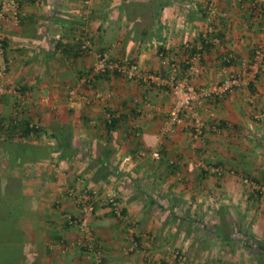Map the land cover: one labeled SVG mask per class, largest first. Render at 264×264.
<instances>
[{
    "label": "crops",
    "instance_id": "0c3cea01",
    "mask_svg": "<svg viewBox=\"0 0 264 264\" xmlns=\"http://www.w3.org/2000/svg\"><path fill=\"white\" fill-rule=\"evenodd\" d=\"M19 3L18 21L1 24L8 69L0 85L11 91L0 95V264H96L66 223V215H79L71 188L97 196L90 226L103 264H172L174 251L182 264L208 256L215 264H264V251L233 242L227 224L239 202L248 209L253 201L241 178L264 185V121L253 119L264 112V72L231 98L206 101L201 115L219 130L193 143L185 121L162 135L168 94L116 74L92 78L94 57L76 39L86 35L95 51L155 74L165 62H183L190 45L201 53L200 74L191 79L200 88L239 73L236 63H222L225 52L248 59L257 44L264 51V18L250 4L220 0L216 47L202 41L206 0H96L88 9L80 0ZM74 87L91 100L80 109L67 99ZM26 126L40 132L26 137ZM152 150L159 159L141 156ZM212 166L223 174L204 171ZM105 195L117 198L123 219L103 204ZM246 213L239 215L261 218ZM250 226L245 234L263 245L264 220ZM128 237L137 247L125 256Z\"/></svg>",
    "mask_w": 264,
    "mask_h": 264
},
{
    "label": "built area",
    "instance_id": "2783aa9c",
    "mask_svg": "<svg viewBox=\"0 0 264 264\" xmlns=\"http://www.w3.org/2000/svg\"><path fill=\"white\" fill-rule=\"evenodd\" d=\"M85 9L91 7L92 3L96 0H80ZM220 0H206V27L202 33V41L205 45L220 46L221 42L216 35V28L214 20L217 15V5ZM240 7L251 6L254 11V16L258 19L264 18V0H232ZM19 0H0V79L6 77L8 64L5 59V35L1 24L4 22H17ZM79 50L87 55H93L94 63L91 67V77L100 76L103 74H118L119 77L136 81L144 84L146 87H152L156 90L167 93L172 98V106L167 112V119L164 122L161 133L163 136H170L175 126L181 121H185V126L190 133L191 141L195 143L205 132L210 130L218 132L219 124L214 123L210 126L201 115V108L204 103L209 100L225 101L239 91L242 86H247L249 82L257 79L264 72V51L261 44H257L251 51L248 59H238L232 52H225L222 55V63L232 64L236 63L239 67V73H228L219 81L210 84L208 87L195 88L191 83V79L197 78L200 74L199 63L201 61V53L199 51H191L190 45H186L188 50L186 58L183 62H165L166 70L159 74L144 72L139 66L130 61L111 60L106 51H95L92 41L86 35L77 36ZM81 83H86V79H82ZM8 85H0V95H4L11 91ZM100 99V93L95 96ZM68 102L74 108H82L91 102L90 97L80 91L79 87L70 88L67 91ZM264 118V113L255 115V120ZM33 129L38 127L33 126ZM139 133H136L138 136ZM149 155L152 159L157 160L160 158L159 150H152L149 153L142 152L141 156L146 157ZM204 171L214 176H221L223 169L221 167H206ZM243 182L251 186L252 190L264 196V188L253 182H249L247 178ZM67 196L70 197L74 204L78 207L79 215L72 216L66 215V223L68 226L78 229L80 236L76 241L79 248H84L85 254H94L97 256L96 264H103L98 253L95 251V238L91 230L90 220L94 214V206L97 202L96 194L88 189L81 188L69 189ZM102 202L108 207L109 211L119 219H123V209L114 195H105ZM128 245L123 249V255H129L137 247L135 238H127ZM172 264H182V256L175 252ZM204 264H215L212 261L205 262Z\"/></svg>",
    "mask_w": 264,
    "mask_h": 264
},
{
    "label": "rangeland",
    "instance_id": "374dc122",
    "mask_svg": "<svg viewBox=\"0 0 264 264\" xmlns=\"http://www.w3.org/2000/svg\"><path fill=\"white\" fill-rule=\"evenodd\" d=\"M147 88L156 90V89H154L152 87H147ZM160 92H162V91H160ZM261 113H264V112L255 113V115H259ZM253 119H254V117H253ZM257 121L258 122L264 121V118H262L260 120H257ZM212 167H214V166H212ZM245 176H247V175H245ZM245 176L241 178V182L242 183H244L243 182V179L244 178H247L249 180V182L251 181V182L257 184V182H255L254 180H251V178L249 176H247V177H245ZM216 177H220V176H216ZM243 186H245L251 192H253V194H252L253 195V197H252L253 201L250 202V205L251 206L248 207L249 210L247 209V205L248 204L247 205H244L245 202H241V203L239 202V205L237 206V207H240V209H241V211H239V213L242 212V211H245V213L247 212L246 214H248L250 211L255 210L257 212V215H260V217H261L260 219L263 221L264 220V196H262V194H260V193H258L256 191L252 190L251 186L247 185L246 183H244ZM260 186L264 188V185H260ZM239 213L236 212V213H234V216L233 217H231L230 219H227V221H228V223H227L228 224V227L231 228L230 238L233 239V242H237V241L240 240L239 243H242L243 242L244 244H246V242L249 241V247L256 246V248H258L259 251L262 253L264 251V249H263L264 248V244L263 245L260 244L259 247H258V245H257L258 244L257 243L258 240L254 239L253 236H250V235L245 234V232L247 231V230H245V228L247 229V227H249L250 225H254V221L255 220H259V221H261V220L258 219V218H255V219L252 218L251 219L249 216L246 217V218H243V217H240ZM250 214L251 213H249L248 215H250ZM193 227H197V225H193ZM237 239H239V240H237ZM236 244H234L233 246H236ZM230 247L232 248V251H235V249H236L235 247H232L231 245H230ZM212 251L214 252V255H215L216 251L214 249ZM226 251H224V252H226ZM175 252L176 251H174V253ZM210 255H212V254H210ZM210 257L211 256H208L207 257L208 259L206 258L205 261L202 264H204L205 262L210 261ZM213 259H215V257H213ZM211 261H213V260L211 259Z\"/></svg>",
    "mask_w": 264,
    "mask_h": 264
},
{
    "label": "trees",
    "instance_id": "16d2710c",
    "mask_svg": "<svg viewBox=\"0 0 264 264\" xmlns=\"http://www.w3.org/2000/svg\"><path fill=\"white\" fill-rule=\"evenodd\" d=\"M106 75H108V73H106V74H103V75H100V76H96V77H104V76H106ZM116 75H118V74H116ZM108 126H113L114 127V122L111 120V122H110V124L108 125ZM25 129H27V130H24L25 131V134L24 135H26V137H27V135H29V133L31 132V130H29V128H28V126H26V128ZM32 131H34V134L35 133H39L40 132V130H38V128L37 129H34V130H32ZM24 133V132H23ZM53 136V135H52ZM29 148V147H28ZM28 150V149H27ZM26 150V151H27ZM258 245H260V243L258 244Z\"/></svg>",
    "mask_w": 264,
    "mask_h": 264
}]
</instances>
